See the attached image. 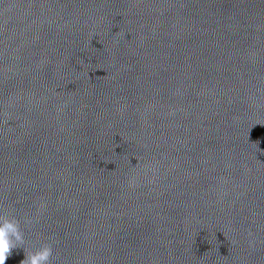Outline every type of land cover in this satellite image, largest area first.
Wrapping results in <instances>:
<instances>
[{
    "label": "water",
    "instance_id": "95a60500",
    "mask_svg": "<svg viewBox=\"0 0 264 264\" xmlns=\"http://www.w3.org/2000/svg\"><path fill=\"white\" fill-rule=\"evenodd\" d=\"M0 264H264V0H0Z\"/></svg>",
    "mask_w": 264,
    "mask_h": 264
}]
</instances>
